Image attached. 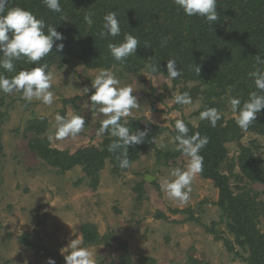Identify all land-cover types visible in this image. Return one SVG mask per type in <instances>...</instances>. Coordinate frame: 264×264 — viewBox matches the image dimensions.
<instances>
[{"label": "rangeland", "instance_id": "obj_1", "mask_svg": "<svg viewBox=\"0 0 264 264\" xmlns=\"http://www.w3.org/2000/svg\"><path fill=\"white\" fill-rule=\"evenodd\" d=\"M213 40L217 43L223 36L220 34ZM65 59L66 62L58 58L47 64L54 77L52 105L35 99L27 102L21 93L0 92V112L5 113L0 124V264H47L48 257L22 241L24 235L30 244L64 257L68 253H62L61 249L70 240L78 236L82 240L83 223L96 225L101 238L110 236L109 242L81 244L93 253L95 264L117 262L122 256L131 260V264H247L244 259L248 250L232 245L233 234L228 231L227 220L218 206L220 188L213 180L197 174L187 203L168 199L160 189L161 180L171 179L173 168H185L188 162L187 157L176 151L172 124L183 118L197 126L202 121L199 114L204 110L203 94L191 97L190 105H178L174 97L183 84L194 87L200 82L179 80L173 84L168 76L151 74L146 69L129 74L119 65L90 67L80 55ZM102 68L113 71L121 85H131L140 103L139 108L121 120L131 119L141 131L148 123L162 129L151 145L129 147L136 148L138 155L130 168L113 171L111 160L106 158L92 182V177L79 165L61 171L49 164L31 150L29 140L32 136L42 141L46 138L48 147L70 155L81 148H102L105 135L110 136L96 133L105 117L96 110L92 112L90 107L94 91L91 81ZM240 75L243 78L246 73ZM85 87L90 89L88 93L83 92ZM215 104L211 107L216 108ZM224 104L218 109L222 113L218 123L221 127L236 124L237 114L232 112L229 100ZM56 114H81L86 123L84 130L75 138L49 140V136H54ZM33 119L43 125L38 134L25 132ZM239 132L237 137L223 143L226 157L220 171L234 196L243 193V188L255 189L254 202H258V208L252 209L258 216L250 223L263 234V185L241 180L236 160L248 149L264 166V134L241 128ZM146 176L151 180L146 181Z\"/></svg>", "mask_w": 264, "mask_h": 264}, {"label": "trees", "instance_id": "obj_2", "mask_svg": "<svg viewBox=\"0 0 264 264\" xmlns=\"http://www.w3.org/2000/svg\"><path fill=\"white\" fill-rule=\"evenodd\" d=\"M60 4L62 8L60 13L49 10L42 0H9L7 5V8L19 6L31 11L37 18H43L46 24L45 31L47 25H52L62 33L63 41H56V43H63V50L57 51L54 44L51 53L40 63L48 64L58 58L66 62V57L80 55L90 67L110 68L112 65H119L129 74H138L142 69H146L151 74L162 73L168 76L167 61L175 58L177 69L181 70L182 74L176 79H171L173 84L179 80L200 82V85L194 87L183 84L179 88V94L188 92L192 98L196 97V93L203 94L204 109L214 106L215 102L216 108L219 109L231 97H238L243 103L248 98V94L256 90L254 79L248 74L255 70L256 55L264 59V0H217L219 19L211 26L203 17L186 16L182 9L178 10L174 0H60ZM109 11L117 13L121 28V34L117 37L99 35L104 31L103 17ZM88 14L92 16L91 26L84 20L85 15ZM229 18L231 21H228ZM126 33L138 38L136 53L123 62L116 61L107 45L123 42ZM220 34L223 40L216 43L213 39ZM9 36L11 37V33ZM165 38L167 43L162 45L161 42ZM206 41L209 42L208 45ZM231 43L236 46L233 47ZM15 66L16 72L34 67L27 62L26 58L16 61ZM151 66H155L157 71L153 72ZM196 66L200 68L199 74L205 73L206 76L209 74L210 76L203 78L198 75L195 71ZM246 67L247 70L244 71ZM16 72L9 73L0 68V73L9 79ZM241 73L246 75L242 78ZM4 116L5 113L0 112V124ZM180 119L189 128V135L199 132L201 136L208 137V144L200 152L203 156V171L199 174L213 180L220 188L218 206L222 211V217L227 220L228 231L233 234L232 245L237 244L243 250H248V255L244 259L247 264H264V233L260 234L250 223L258 216L252 209L258 208V202H254L257 193L254 192L255 189L243 188V193L234 196L229 190L225 175L220 171L222 160L226 157L223 143L237 137L240 134V128L235 122H231L227 127H221L220 122H217L216 127H212L207 120H202L194 126L185 119ZM121 123L124 124L122 120ZM174 124L175 122L172 124L173 128ZM42 126L41 121L30 120L25 127V132L32 131L38 134L42 131ZM125 126L131 132L140 130V127L131 119L127 120ZM161 129L159 126L148 123V127L145 128L147 130L145 140L138 144V147L151 145L152 139ZM248 130L264 134V109L257 114L256 120ZM171 134L174 139L177 134L175 128ZM115 139L105 135L102 148L93 146H90L93 148H81L73 155L48 147L47 139L42 141L38 136H32L29 147L61 171L70 170L77 165L81 166L83 172L88 177H92L93 182L95 181L93 176L103 169L106 158L111 160L113 171L125 170L119 167L116 154L108 151V145ZM135 150L136 148L129 149L130 161L138 157ZM236 161L241 171L240 179L248 180L250 184H262L264 194L262 162L253 157L248 149H244ZM251 193L252 196H249ZM80 234L84 246L109 242L110 239L109 235L101 238L96 225L91 223L81 224ZM27 240V235H24L22 241L29 248L40 250L44 256L55 259L56 264H65L64 257L58 253L32 245ZM107 264H131V260L122 256L119 261H111Z\"/></svg>", "mask_w": 264, "mask_h": 264}, {"label": "clouds", "instance_id": "obj_3", "mask_svg": "<svg viewBox=\"0 0 264 264\" xmlns=\"http://www.w3.org/2000/svg\"><path fill=\"white\" fill-rule=\"evenodd\" d=\"M43 4L51 11L60 13L62 11L60 0H42ZM178 10H183L186 16L203 17L209 25L218 21L217 0H174ZM9 0H0V68L5 72H16L15 62L26 58L27 62L34 65L30 70H20L9 79L0 73V92L11 95L21 93V98L27 102L34 99L45 105H52L54 92L51 90L53 74L48 71V65L40 63L48 56L55 47L62 51V33L56 30L55 26L47 25L43 18H37L31 11L19 6L7 8ZM85 22L93 24L91 14L85 15ZM101 37H117L121 34L120 23L115 11L107 12L103 17ZM11 33V37L9 36ZM162 45L167 39L162 40ZM139 44L138 38L130 33L124 35L123 42L109 43L107 45L111 55L116 61L123 62L127 57L134 55ZM255 70L248 75L254 79L256 90L248 94V98L241 101L238 97H231L229 100L231 110L237 114L236 124L242 130H247L256 120L257 114L264 109V59L260 55L255 56ZM38 65V66H36ZM153 72L157 71L151 66ZM196 73L199 75L200 68L196 66ZM167 74L170 79L181 76L182 71L177 69L176 59L170 58L167 61ZM91 89L94 93L90 96L91 111H97L105 118L101 121L97 135L102 136L109 133L115 137L108 145V151L116 154L121 169L132 166L128 158L129 147L143 142L147 130L131 132L128 127L121 123L123 117L132 114V110L140 107L131 85H121L120 80L110 69H100L91 81ZM90 89L85 87L84 93ZM174 102L179 105H190L192 98L188 92L175 95ZM200 120H207L212 127L222 119V113L215 107H206L199 114ZM85 119L81 114L55 115L54 136L49 140H63L75 138L85 128ZM176 135L174 141L177 143V150L180 151L188 162L185 168L176 167L170 172L171 179H163L160 182L161 191L168 199L187 203L192 191L191 184L194 177L203 171V156L201 150L208 144L207 136H201L199 132L189 135V128L182 119H177L174 124ZM166 147V145H161ZM82 240L78 236L70 240L67 247L61 249L62 253H69L64 256L66 264H95L93 253L86 247H81ZM47 264H56L55 259L49 257Z\"/></svg>", "mask_w": 264, "mask_h": 264}, {"label": "water", "instance_id": "obj_4", "mask_svg": "<svg viewBox=\"0 0 264 264\" xmlns=\"http://www.w3.org/2000/svg\"><path fill=\"white\" fill-rule=\"evenodd\" d=\"M146 181H150L151 180V178L149 177V176H146Z\"/></svg>", "mask_w": 264, "mask_h": 264}]
</instances>
